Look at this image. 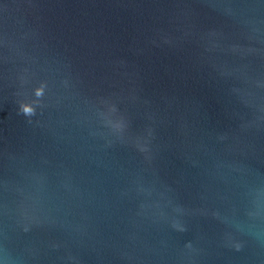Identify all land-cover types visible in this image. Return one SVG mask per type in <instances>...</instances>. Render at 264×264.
I'll use <instances>...</instances> for the list:
<instances>
[{"label":"water","instance_id":"water-1","mask_svg":"<svg viewBox=\"0 0 264 264\" xmlns=\"http://www.w3.org/2000/svg\"><path fill=\"white\" fill-rule=\"evenodd\" d=\"M0 264H264V0H0Z\"/></svg>","mask_w":264,"mask_h":264},{"label":"clouds","instance_id":"clouds-1","mask_svg":"<svg viewBox=\"0 0 264 264\" xmlns=\"http://www.w3.org/2000/svg\"><path fill=\"white\" fill-rule=\"evenodd\" d=\"M44 90H45V85L41 84L39 87H36L34 89V95L37 98H40L44 95ZM38 103V101H34V102H21L19 105V112L22 113L25 116H32L35 114V107L34 104ZM117 128L120 127V125L116 126Z\"/></svg>","mask_w":264,"mask_h":264}]
</instances>
